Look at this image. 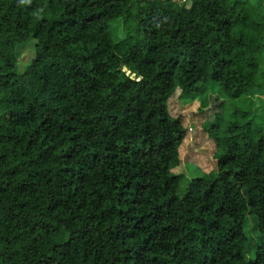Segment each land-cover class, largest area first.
<instances>
[{"label":"trees","instance_id":"obj_1","mask_svg":"<svg viewBox=\"0 0 264 264\" xmlns=\"http://www.w3.org/2000/svg\"><path fill=\"white\" fill-rule=\"evenodd\" d=\"M209 85L218 173L186 179L169 103ZM258 96L264 0H0V264H264Z\"/></svg>","mask_w":264,"mask_h":264},{"label":"rangeland","instance_id":"obj_2","mask_svg":"<svg viewBox=\"0 0 264 264\" xmlns=\"http://www.w3.org/2000/svg\"><path fill=\"white\" fill-rule=\"evenodd\" d=\"M111 33L113 39L118 41L124 38L127 31L122 25V20H117L111 25ZM24 57L22 62L18 65V71L24 72L27 68V60L35 55L32 45L27 46L24 50ZM177 94L171 99L169 103L171 116L175 117L177 113L182 112L187 115V121H185V128L189 129L188 138L184 140L180 146V163L171 166V174L184 175L186 179H194L198 177L214 178L218 173L217 160L220 157L221 149L217 146L213 136H211L208 130L209 123H214L220 127V136H224L225 131L223 128L222 119H218L216 115L211 111V105L216 104L220 100H229L225 94L218 88L217 85H209L204 93H197L187 99H183ZM257 105L255 106L254 113L260 115L257 118V123L264 125V111L257 108L262 106L260 104V97L255 98ZM219 100V101H220ZM246 110V105H226V109L223 112V122L229 118L228 113L233 109ZM227 113V114H226ZM0 110V116H2ZM228 116V117H227ZM235 118V117H234ZM230 120V118H229ZM228 122V121H227ZM231 121L228 122V124ZM227 123H225L226 125ZM227 126V125H226ZM191 129V130H190Z\"/></svg>","mask_w":264,"mask_h":264},{"label":"built area","instance_id":"obj_3","mask_svg":"<svg viewBox=\"0 0 264 264\" xmlns=\"http://www.w3.org/2000/svg\"><path fill=\"white\" fill-rule=\"evenodd\" d=\"M191 130V129H190Z\"/></svg>","mask_w":264,"mask_h":264}]
</instances>
